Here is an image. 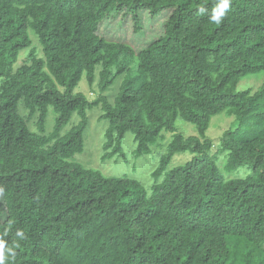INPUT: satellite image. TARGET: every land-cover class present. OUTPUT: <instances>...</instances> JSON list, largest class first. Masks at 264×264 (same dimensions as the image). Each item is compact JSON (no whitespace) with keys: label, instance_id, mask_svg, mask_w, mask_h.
<instances>
[{"label":"trees","instance_id":"16d2710c","mask_svg":"<svg viewBox=\"0 0 264 264\" xmlns=\"http://www.w3.org/2000/svg\"><path fill=\"white\" fill-rule=\"evenodd\" d=\"M219 3L0 0L4 264H264V81L238 89L264 76V0H229L216 23ZM141 10L171 11L142 49L99 33L120 12L138 27ZM94 106L103 159L129 131L135 157L173 133L148 186L77 159ZM221 113L234 121L215 143L207 130ZM179 118L197 134L178 131ZM242 166L246 176L224 173Z\"/></svg>","mask_w":264,"mask_h":264},{"label":"rangeland","instance_id":"374dc122","mask_svg":"<svg viewBox=\"0 0 264 264\" xmlns=\"http://www.w3.org/2000/svg\"><path fill=\"white\" fill-rule=\"evenodd\" d=\"M171 11L167 10L160 15L153 17L148 10H141L139 13L138 27L135 21L132 19L131 14H125L124 12L116 13L115 16H110L100 24L99 33L108 39L125 41L132 44L138 51L149 43L159 39L165 31V23L168 19ZM26 53V50L22 54ZM122 76L117 77L110 88L105 92L108 96L114 94V91L121 82ZM264 81V76H247L238 85V89H245L248 87H258ZM79 88L86 89L85 91L90 94L94 93V97L98 95V90L92 91L87 85L85 77L82 79ZM97 106H94L91 111V125L86 131L85 147L82 153L77 155V159L85 166L93 167L102 171L106 175H119V174H131L136 175L139 179L145 183L146 186L152 182V172L158 164L159 156L157 152L165 150L164 144L172 139L173 133L165 132L163 140L155 143L151 148L152 151L135 157L134 151L137 148V143L134 140V133L132 131L127 132L123 143L124 151L120 154H116L111 158L103 159V143L105 141V131L103 129L105 120H99V114L97 112ZM234 117L227 116L224 113L217 114L212 117L211 124L207 130V136L214 139L215 143H219V139L222 133L233 124ZM178 131L183 132L186 136L197 134L195 126L190 122L184 121L181 118L177 120ZM193 153L190 151L177 153L170 166H176L182 164L192 158ZM249 172L245 166H242L238 171L229 173L224 170L227 176H246ZM6 214L5 207L0 201V218H4Z\"/></svg>","mask_w":264,"mask_h":264},{"label":"clouds","instance_id":"9594fccd","mask_svg":"<svg viewBox=\"0 0 264 264\" xmlns=\"http://www.w3.org/2000/svg\"><path fill=\"white\" fill-rule=\"evenodd\" d=\"M229 7V0H220L218 9L214 12V14L211 17V20L213 22L219 23L221 17L224 15V12L228 9ZM17 235H22V233H17ZM3 248V243L0 242V249ZM9 252H12V249H8ZM0 264H4V259L3 256L0 255Z\"/></svg>","mask_w":264,"mask_h":264}]
</instances>
